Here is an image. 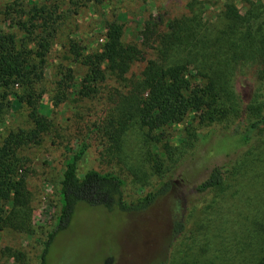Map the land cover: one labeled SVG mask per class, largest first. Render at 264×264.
I'll return each instance as SVG.
<instances>
[{
	"label": "rangeland",
	"instance_id": "rangeland-1",
	"mask_svg": "<svg viewBox=\"0 0 264 264\" xmlns=\"http://www.w3.org/2000/svg\"><path fill=\"white\" fill-rule=\"evenodd\" d=\"M192 1L206 21H214L227 2L241 14L248 8L246 0H0V29L14 32L43 64L36 107L50 121L40 141L19 151L32 197V232L5 227L0 232V264L34 262L42 232L54 225L59 211L57 191L68 149L78 143L70 135L68 119L81 110L102 108L97 98L80 99L87 67L70 52V41L92 54L105 42L108 24L118 22L124 44L139 47L145 59L155 58V51L142 42L143 33L153 31L151 17L166 22L187 14ZM253 1L264 7V0ZM34 6L53 12L52 19L38 15L32 23L18 25L28 21ZM51 28L56 31L49 49L39 57L38 37ZM144 66L145 61H136L130 74L139 75ZM69 71L73 84L61 89L57 81ZM255 72L252 67L236 80L244 109L254 94ZM108 81L113 84V79ZM192 82L193 90H201L200 79ZM12 90L21 93L17 85ZM12 96L0 121V141L10 130L32 126L29 108ZM249 116L245 110L239 119L211 121L203 111H192L181 123L155 131L158 140L147 138L144 128L128 130L127 142L122 136L110 158L111 167L128 185L127 196L136 199L165 180L171 188L140 211L78 204L70 223L56 233L46 264H258L264 247V123L249 132ZM96 164L88 155L80 169ZM221 165L228 168L223 183L198 192L196 186ZM177 219L183 231L173 234L172 221Z\"/></svg>",
	"mask_w": 264,
	"mask_h": 264
},
{
	"label": "trees",
	"instance_id": "trees-1",
	"mask_svg": "<svg viewBox=\"0 0 264 264\" xmlns=\"http://www.w3.org/2000/svg\"><path fill=\"white\" fill-rule=\"evenodd\" d=\"M246 2L248 8L244 14L227 2L214 21L203 19L196 1L188 4L187 14L166 22L151 17L153 31L150 35L143 33L142 42L155 51V58L145 59L139 47L124 44L118 22L108 24L105 42L92 54H84V48L77 41H70V52L87 67L81 80L80 99L97 98L102 108L81 110L68 119L73 128L70 135L78 143L75 149H68L57 191L59 211L54 225L42 232L44 236L40 238L32 264L47 263L56 233L70 223L78 204L140 211L169 191L172 183L165 180L136 199L127 196L128 185L111 167L110 158L122 136L127 142L128 130L144 128L147 138L158 140L155 131L181 123L189 113L200 110L211 121L218 118L232 121L239 119L243 111H249L252 119L247 124L249 132L264 123V7L261 1ZM38 15L52 19L53 12L44 6H34L26 24L19 22L18 25L32 23ZM55 31L56 28H51L38 37L39 57L48 51ZM136 61H145L137 76L130 74ZM186 66L191 68L188 73ZM252 67H256L255 89L244 109L236 80ZM192 78L201 80V90H193ZM72 79L69 71L57 84L61 89L69 88ZM108 79H113V84ZM43 80V64L33 52L18 42L14 32L0 29V121L13 95L15 101L29 108L32 122L28 129L8 131L0 141V232L7 226L32 232V197L25 182V158L19 151L25 145L40 141L49 130L50 121L36 107L37 89ZM14 85L20 88V94L12 90ZM88 155L94 156L97 164L81 170V163ZM156 169L157 173L162 171L160 166ZM227 172L225 165L213 167L196 190L202 193L220 186ZM172 222L173 234L183 231L180 220ZM258 264H264V247Z\"/></svg>",
	"mask_w": 264,
	"mask_h": 264
}]
</instances>
